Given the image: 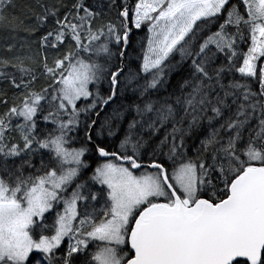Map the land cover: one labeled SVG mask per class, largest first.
<instances>
[{
    "label": "snow or ice",
    "instance_id": "snow-or-ice-1",
    "mask_svg": "<svg viewBox=\"0 0 264 264\" xmlns=\"http://www.w3.org/2000/svg\"><path fill=\"white\" fill-rule=\"evenodd\" d=\"M0 264H264V0H0Z\"/></svg>",
    "mask_w": 264,
    "mask_h": 264
}]
</instances>
